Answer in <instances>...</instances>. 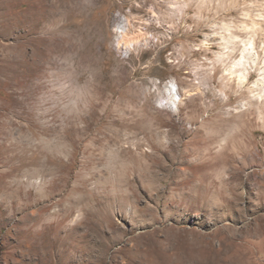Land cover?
Listing matches in <instances>:
<instances>
[{
  "label": "rangeland",
  "instance_id": "1",
  "mask_svg": "<svg viewBox=\"0 0 264 264\" xmlns=\"http://www.w3.org/2000/svg\"><path fill=\"white\" fill-rule=\"evenodd\" d=\"M172 2L0 0V264H264V0ZM169 77L203 95L141 106Z\"/></svg>",
  "mask_w": 264,
  "mask_h": 264
},
{
  "label": "clouds",
  "instance_id": "2",
  "mask_svg": "<svg viewBox=\"0 0 264 264\" xmlns=\"http://www.w3.org/2000/svg\"><path fill=\"white\" fill-rule=\"evenodd\" d=\"M211 0H173L169 4V8L173 10V14L180 9H189L193 5H207L210 4ZM159 23L157 27H159ZM216 25H209V28H215ZM112 32L118 35V30L113 27ZM212 37H220L221 33L219 31L211 32ZM220 46H223L221 44ZM213 47L209 41H201L200 44L193 45L192 51H209ZM251 54L253 55L254 61L259 60L258 67L253 66L252 70L257 71L258 80L260 84H264V57H261L256 54L255 46L253 45L251 49ZM227 63L226 58L222 53L212 52L211 58L207 55L203 56L200 61L197 62V66L192 70V74L203 73L201 80L210 81L212 76L216 71V67H220L222 75L218 77V80L222 83L223 87L216 89L221 96L225 95V88L231 80L232 73L224 69V65ZM228 78L227 80L225 78ZM201 81L197 80L196 83L199 84ZM204 87L209 88L208 84H204ZM143 98L140 100L141 106L145 103L150 102L155 109L162 111H170L173 115H178L181 108L187 106V103L197 95H203L200 88H196L195 91H189V89L182 87L181 84L177 81L176 77H169L163 81L160 79H149L148 85H145L142 89ZM260 101H264V95L257 97Z\"/></svg>",
  "mask_w": 264,
  "mask_h": 264
},
{
  "label": "bare ground",
  "instance_id": "3",
  "mask_svg": "<svg viewBox=\"0 0 264 264\" xmlns=\"http://www.w3.org/2000/svg\"><path fill=\"white\" fill-rule=\"evenodd\" d=\"M245 23V22H244ZM261 27V26H260ZM122 41L124 42V43H135V42H139L141 39L139 38L140 36L139 35H133V36H129V34H128V32H127V30L125 29V28H123V26H122ZM230 33V32H229ZM142 34V33H141ZM231 35V34H230ZM230 37V36H229ZM236 37H238V36H236V35H232L230 38H225V43L227 44V43H229V42H231L234 38H236ZM235 40V39H234ZM122 41H119V43L118 44H121V42ZM241 42H242V47H241V57L239 58V59H237L236 61H234V66H240V65H243V66H245L246 68L245 69H247L248 67H247V65L248 64H251L252 62H254V63H256V61L257 60H255L254 61V58H253V55L251 54V49H252V47H253V45H254V41H253V39H241ZM125 44V45H126ZM233 49H235V46H234V48H232V51H233ZM230 53V52H229ZM231 53H233V52H231ZM257 55H259L258 53H257ZM236 74V73H235ZM238 78H239V80H240V83L242 82V83H244L247 79H248V75H247V73L245 72V71H241L239 74H238ZM238 80V81H239ZM173 145V144H172Z\"/></svg>",
  "mask_w": 264,
  "mask_h": 264
}]
</instances>
